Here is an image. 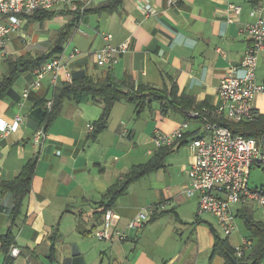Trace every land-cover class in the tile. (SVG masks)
Returning <instances> with one entry per match:
<instances>
[{
	"label": "crops",
	"instance_id": "obj_1",
	"mask_svg": "<svg viewBox=\"0 0 264 264\" xmlns=\"http://www.w3.org/2000/svg\"><path fill=\"white\" fill-rule=\"evenodd\" d=\"M108 1L94 0L92 7ZM145 4L154 9L150 17L140 7ZM230 4L243 9L237 23L227 20ZM258 6L264 7V0ZM254 7L251 0H121L112 12H94L105 19L107 32H103L112 35V45L130 40V51L116 66L99 67L95 52L105 45L101 37L105 33L97 31L90 47H82L83 54L69 63L71 72H84L96 80L112 76L119 84L125 83L126 92L127 86L134 91L141 87L162 90L173 104L163 114L161 103L154 99L138 114L134 104L117 102L106 129L94 138L88 125L100 118L104 102L67 100L49 124L39 156L33 139L42 124L35 108L43 98L53 100L54 89L48 76L21 105L22 93L35 76L31 69L20 73L13 93L0 101V119L13 124L17 116L23 118L16 131L0 132V182L17 177L35 156L38 164L23 213L14 220L13 246L20 254L11 258L2 250L0 239V264H226L225 257L216 252V237L235 248L246 235L237 226L226 237L215 217L198 216V195L187 198L183 193L193 160L189 142L207 137L204 128L198 122L191 124L186 139L172 150L156 148L152 137L156 131L174 132L190 111L218 108L220 83L231 67H236L237 77H243L242 62L251 44L245 28L254 21L250 15ZM36 23L38 28L44 24ZM22 27L9 36L6 53L0 57V80L7 73L5 61L26 51L33 21L27 17ZM68 55L64 50L61 57L67 61ZM257 82L264 84V52L259 56ZM254 105L256 118L264 115V94L255 98ZM155 160L161 167L131 183L112 210L120 217L118 228L127 230L141 209L161 205L166 209L152 214L143 230H127L126 241H100L95 234L104 223L108 190L123 183L133 168ZM253 168L248 172L249 186ZM138 191L146 207L128 202ZM12 209V195L0 197V237L12 225Z\"/></svg>",
	"mask_w": 264,
	"mask_h": 264
},
{
	"label": "built area",
	"instance_id": "obj_2",
	"mask_svg": "<svg viewBox=\"0 0 264 264\" xmlns=\"http://www.w3.org/2000/svg\"><path fill=\"white\" fill-rule=\"evenodd\" d=\"M94 0H0V57L5 55V47L9 36L23 28L26 18L37 10H54L59 6H67L70 10L84 12ZM146 17L154 14L149 5L140 6ZM243 9L236 4H230L227 9L228 22L237 23ZM253 22L246 25L245 31L250 37V47L242 62L245 73L243 77L235 75L236 67H231L226 77L220 83L219 95L221 105L213 111L206 108L188 113V118L182 122L171 134L156 131L152 143L156 148L175 147L183 142L191 124L200 123L207 137L193 138L189 148L193 160L188 170L190 182L183 190L187 198L198 195V216L211 215L216 218L223 234L228 237L237 229V210L245 207L255 209L264 208V185L251 188L248 184V172L253 167L264 168V136L255 139L235 135L230 129L222 126L218 120L227 118L234 123L254 121L256 118L255 98L264 94V84L257 82V68L259 56L264 52V7L256 6L250 13ZM105 45L95 52L96 63L101 68H111L119 64L123 55L130 51V40L114 46L112 35H101ZM83 53L75 48L66 56L56 57L32 69L35 76L33 84L22 93V104L33 90H39L43 81L50 76L51 87L55 89L62 81H72L69 63L76 60ZM63 74V76H62ZM46 107L51 111L53 100L47 101ZM23 118L17 116L13 124L0 119V132L8 134L14 132L22 124ZM94 126L88 125V132L92 134ZM47 132L42 125L35 133L33 143L39 156ZM160 207V209H159ZM166 206L152 207L140 211L129 223L127 230H143L150 216L157 210H165ZM120 217L112 210H107L104 223L95 236L100 240L126 241L129 239L127 230L118 228ZM253 243L243 239L241 245L235 247L237 258H242L245 251ZM20 254L17 247H12L10 257L16 258Z\"/></svg>",
	"mask_w": 264,
	"mask_h": 264
},
{
	"label": "trees",
	"instance_id": "obj_3",
	"mask_svg": "<svg viewBox=\"0 0 264 264\" xmlns=\"http://www.w3.org/2000/svg\"><path fill=\"white\" fill-rule=\"evenodd\" d=\"M262 0H251L253 6H258ZM121 0H109L98 7L89 6L82 12L70 10L67 6H63L61 10H37L28 19L33 22H40L41 24L53 20L58 15L69 17L70 21L61 29L59 37L52 49L40 54L36 57L21 56L16 59H7V73L0 80V101H3L11 95L14 91V85L19 79L22 71L32 70L33 68L42 65L49 60L59 57L65 50V45L69 41L72 33L75 32L83 23L85 17L90 13L112 12L119 7ZM92 7V8H91ZM71 82H63L59 84L53 92V107L47 109V99L43 98L36 105L41 124L45 126V131L48 130L49 124L54 121L61 112L62 105L65 101H75L77 103L88 102L90 100H102L104 102V109L100 118L93 124L94 138L98 133L105 130L110 118L112 107L115 103L125 101L136 106L137 113L141 114L148 101L158 100L162 105V112L165 114L168 107L173 104L169 97L162 90L152 87H141L137 91L134 88L128 87L126 92L123 89L125 83L119 84L112 76H107L103 80H96L87 73H72ZM125 86V85H124ZM187 119V118H186ZM222 126L227 127L235 135H241L247 138L258 139L264 136V115L259 116L254 121L234 123L228 119L220 121ZM165 150H172L171 147H165ZM38 164V156L31 158L21 170L20 174L12 180H3L0 182V197L10 194L13 197L12 209V225L7 232L0 237L2 250L9 255L11 247L15 243L14 223L23 213L25 200L28 197L32 182ZM161 167L158 161H153L146 166L135 167L126 174L125 181L118 186L112 187L106 193V198L109 203L105 208L112 209L116 200L126 193L129 185L134 181L141 179L145 175L155 171ZM237 219L242 220L246 229V239L254 243L253 250L250 254L244 252L242 258H237L235 248H233L228 240H222L219 236L216 237V252L221 253L225 259L226 264H233V259L238 262H252V264H260L264 260V221H257L254 217L253 209L245 207L237 210ZM53 250V248H52Z\"/></svg>",
	"mask_w": 264,
	"mask_h": 264
},
{
	"label": "rangeland",
	"instance_id": "obj_4",
	"mask_svg": "<svg viewBox=\"0 0 264 264\" xmlns=\"http://www.w3.org/2000/svg\"><path fill=\"white\" fill-rule=\"evenodd\" d=\"M57 10L63 9L62 6H59L56 8ZM105 19L100 17L99 15H95V13H92L85 17V21L81 24V26L72 33V36L70 37L69 41L65 45V51L67 54H70L74 51L75 48H78L80 51L82 47L89 48L90 47V38L93 36H97L99 31L102 33L103 31H106ZM58 21H63L65 25L70 21L69 17L61 18H54L53 20L47 21L43 24L42 28H38L37 23L33 22V28L30 32H28V38L26 37V43L25 44V52L21 53L22 56H33L36 57L40 54L49 52L52 47L55 45V42L57 41L59 34L61 32V29L64 27L62 25L55 26L52 24L58 23ZM53 22V23H52ZM103 32V33H105ZM107 34V33H105ZM82 52V51H81ZM60 57V56H59ZM190 182V179H189ZM264 185V169L254 167L251 172L250 177V186L256 187V186H262ZM128 202H135V204H141L142 208L146 207L145 200L142 197V194L140 191L137 192V194L134 192L132 197H129ZM148 208H143L142 210H147ZM254 217L257 221H264V208H259L258 206H255V209H253ZM129 223V222H128ZM238 227L240 232L245 236L246 235V229L244 227V223L242 220H238Z\"/></svg>",
	"mask_w": 264,
	"mask_h": 264
},
{
	"label": "water",
	"instance_id": "obj_5",
	"mask_svg": "<svg viewBox=\"0 0 264 264\" xmlns=\"http://www.w3.org/2000/svg\"><path fill=\"white\" fill-rule=\"evenodd\" d=\"M233 264H249L248 262H238L237 260L233 259Z\"/></svg>",
	"mask_w": 264,
	"mask_h": 264
}]
</instances>
